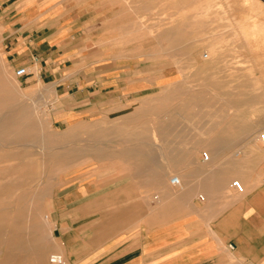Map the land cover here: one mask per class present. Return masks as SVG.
<instances>
[{
	"label": "crops",
	"instance_id": "1",
	"mask_svg": "<svg viewBox=\"0 0 264 264\" xmlns=\"http://www.w3.org/2000/svg\"><path fill=\"white\" fill-rule=\"evenodd\" d=\"M115 13L114 0H0L6 56L27 69L23 84L42 89L53 126L125 121L153 90L177 83L104 49ZM215 127L78 136L85 163L49 209L63 264H264V158L240 124Z\"/></svg>",
	"mask_w": 264,
	"mask_h": 264
},
{
	"label": "rangeland",
	"instance_id": "2",
	"mask_svg": "<svg viewBox=\"0 0 264 264\" xmlns=\"http://www.w3.org/2000/svg\"><path fill=\"white\" fill-rule=\"evenodd\" d=\"M114 5V39L104 40V49L138 59L147 72L178 77L174 85L153 90L125 121L53 126L42 89L15 76L0 29L1 109L13 118L0 134V237L39 242L44 259L39 264L58 254L49 209L59 187L73 183L85 163L78 136H202L204 122L215 125L212 130L229 122L242 126L244 138L256 141L264 158V0H114ZM3 252L0 247V258Z\"/></svg>",
	"mask_w": 264,
	"mask_h": 264
},
{
	"label": "bare ground",
	"instance_id": "3",
	"mask_svg": "<svg viewBox=\"0 0 264 264\" xmlns=\"http://www.w3.org/2000/svg\"><path fill=\"white\" fill-rule=\"evenodd\" d=\"M3 101L4 100L0 98V134L6 132L13 125V118L11 117V115H2L3 113L1 107L3 105ZM23 137L24 140L27 138L26 135H23ZM3 154H5V152ZM38 243L39 242L37 241H32L30 243L29 240H24L19 236L9 235L6 239H2L0 237V247L4 248V252L2 253V256L0 258V264H39L40 262H43V251L38 246Z\"/></svg>",
	"mask_w": 264,
	"mask_h": 264
},
{
	"label": "built area",
	"instance_id": "4",
	"mask_svg": "<svg viewBox=\"0 0 264 264\" xmlns=\"http://www.w3.org/2000/svg\"><path fill=\"white\" fill-rule=\"evenodd\" d=\"M27 74V69L24 67L18 68L15 70V76L17 78H22L26 76ZM202 161L203 162H208L209 156L206 152H202ZM263 174H264V165H263ZM170 183L174 187H179L180 186V180L177 176L171 177ZM230 187L238 194L243 193V185L241 184L240 181L235 180L230 184ZM49 264H63V258L59 254H53L49 257L48 259Z\"/></svg>",
	"mask_w": 264,
	"mask_h": 264
}]
</instances>
